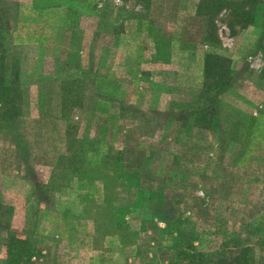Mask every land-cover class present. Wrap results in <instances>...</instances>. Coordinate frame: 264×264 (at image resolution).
<instances>
[{"label": "rangeland", "instance_id": "obj_1", "mask_svg": "<svg viewBox=\"0 0 264 264\" xmlns=\"http://www.w3.org/2000/svg\"><path fill=\"white\" fill-rule=\"evenodd\" d=\"M202 1L0 0V264H264V0Z\"/></svg>", "mask_w": 264, "mask_h": 264}, {"label": "trees", "instance_id": "obj_2", "mask_svg": "<svg viewBox=\"0 0 264 264\" xmlns=\"http://www.w3.org/2000/svg\"><path fill=\"white\" fill-rule=\"evenodd\" d=\"M229 4L226 0H218L216 3L207 4L206 0H203L199 5V13L213 14L215 10H220L223 7L228 8ZM215 8V9H214ZM239 11V10H238ZM238 23L249 25L255 23L260 27L259 46H262L264 42V23L261 20L257 22L253 14L243 13L239 17ZM222 65V66H221ZM229 67V61L223 57L216 55H208L205 60L204 79L205 90L207 93L216 91L211 95L210 100L217 102L220 94L227 92L232 86V77ZM217 77L218 81L211 83L213 78ZM205 119H211L216 116L213 113H204ZM9 115H5V119L8 121ZM168 231L173 235V244L171 250L173 251V259L169 264H252L251 249L248 246L241 247V245L235 244V247H230L229 244H224L221 251L206 252L201 251L195 245L197 236L194 233L188 234L182 230H177L168 225Z\"/></svg>", "mask_w": 264, "mask_h": 264}, {"label": "crops", "instance_id": "obj_3", "mask_svg": "<svg viewBox=\"0 0 264 264\" xmlns=\"http://www.w3.org/2000/svg\"><path fill=\"white\" fill-rule=\"evenodd\" d=\"M122 33H124V32H122ZM122 33H120V34H122ZM117 36H119V35H117ZM203 69H204V67H203ZM204 80V79H203ZM88 181V179L87 178H84L83 179V181ZM74 195V194H73ZM63 208V207H62ZM73 209H77V208H75V207H71V208H68V207H65V209L63 210H61V212L63 211V212H67V213H70ZM137 211V210H136ZM81 225H84V224H81Z\"/></svg>", "mask_w": 264, "mask_h": 264}]
</instances>
